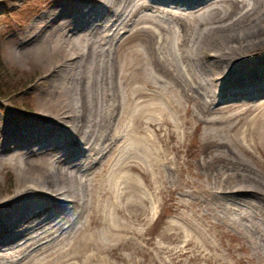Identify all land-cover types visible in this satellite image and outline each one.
I'll use <instances>...</instances> for the list:
<instances>
[{
	"label": "bare ground",
	"instance_id": "obj_1",
	"mask_svg": "<svg viewBox=\"0 0 264 264\" xmlns=\"http://www.w3.org/2000/svg\"><path fill=\"white\" fill-rule=\"evenodd\" d=\"M19 31L43 75L33 114L0 117V264H130L166 194L163 241L264 264V0H54Z\"/></svg>",
	"mask_w": 264,
	"mask_h": 264
},
{
	"label": "rangeland",
	"instance_id": "obj_2",
	"mask_svg": "<svg viewBox=\"0 0 264 264\" xmlns=\"http://www.w3.org/2000/svg\"><path fill=\"white\" fill-rule=\"evenodd\" d=\"M54 0H0V117L10 116L19 119L33 114L37 107L38 81L43 72L40 66L23 58H13L9 51V40L20 29L40 15L46 6ZM30 116V115H29ZM10 118V119H12ZM150 131V130H148ZM197 132L190 135V154L195 150ZM192 156H189L191 160ZM141 167L142 164H137ZM143 184L137 170L128 172ZM16 170L4 166L0 171V199L11 195L17 183ZM179 196L166 194L163 200H155L153 220H146L140 227L143 237H137L134 250L121 251L122 256L129 255L130 264H257V259H250L242 242L235 236H223L216 242L219 250L208 248L201 243H191L183 249V243L163 241L161 233L172 222L178 208ZM150 204H146V206ZM148 217V216H146ZM140 221V220H135ZM212 233V232H211ZM195 241V240H194ZM165 248L163 251L162 248ZM181 249V250H180ZM114 257V256H113ZM221 259V260H217ZM113 262V259H110Z\"/></svg>",
	"mask_w": 264,
	"mask_h": 264
}]
</instances>
